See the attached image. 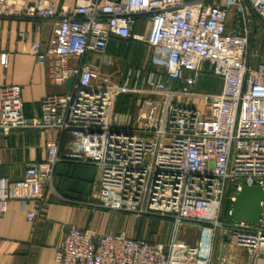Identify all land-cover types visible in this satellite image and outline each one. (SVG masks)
<instances>
[{
  "label": "built area",
  "instance_id": "1",
  "mask_svg": "<svg viewBox=\"0 0 264 264\" xmlns=\"http://www.w3.org/2000/svg\"><path fill=\"white\" fill-rule=\"evenodd\" d=\"M0 18L53 23L45 47L25 31L17 40L30 44L49 82L64 88L45 95L39 113L27 117L21 87L0 86V135L46 133L44 158L26 161L17 180L0 176V216L12 200L44 201L57 163L90 164L97 169L95 206L168 219L174 237L163 244L69 228L56 262L214 264L219 249L220 264H264V53L258 59L252 49L259 27L264 33V0H88L72 10L0 0ZM110 37L149 50L145 65L126 66L113 85L86 59L97 53L107 64ZM205 75L218 88L197 91ZM120 95L143 108L132 120L116 111ZM243 185L262 188L257 224L225 221ZM182 224L199 229L195 244L178 242Z\"/></svg>",
  "mask_w": 264,
  "mask_h": 264
},
{
  "label": "crops",
  "instance_id": "2",
  "mask_svg": "<svg viewBox=\"0 0 264 264\" xmlns=\"http://www.w3.org/2000/svg\"><path fill=\"white\" fill-rule=\"evenodd\" d=\"M29 1L51 3L56 10L61 7L72 10L88 0ZM206 1L216 4L226 0ZM233 19L234 14L231 13L228 29L233 27ZM52 26L53 23L46 20L0 18V55L4 54L6 59L4 64L0 63V86L16 84L21 87L23 112L27 117L39 113L41 99L58 92L62 86L49 82L48 69L37 63L30 53L29 43L21 44L17 40V33L25 31L31 40L39 41L45 47L51 37ZM104 53L111 58H108L107 64H101L100 54L97 53H89L86 59L98 69L99 75H109L113 85L126 66L145 65L149 50L144 45L110 37ZM113 54H123L125 59L133 61L132 65L116 64L118 69L107 67L112 63ZM218 86L217 80L211 89ZM142 110L137 98L119 96L116 111L119 114L125 112L124 121L132 120ZM45 141L46 133L37 130H15L8 135H0V176L19 179L26 161L44 158ZM66 141L67 138L63 144ZM62 150L63 147L60 152ZM96 175L97 169L93 165L60 162L54 167L52 184L46 191L44 201H10L6 212L0 216V264H60L55 261L54 255L64 232L69 228L130 234L129 215L133 214L105 210L95 206L91 200L96 189ZM31 211L36 216L30 221L27 215Z\"/></svg>",
  "mask_w": 264,
  "mask_h": 264
},
{
  "label": "rangeland",
  "instance_id": "3",
  "mask_svg": "<svg viewBox=\"0 0 264 264\" xmlns=\"http://www.w3.org/2000/svg\"><path fill=\"white\" fill-rule=\"evenodd\" d=\"M259 31L254 35V43L252 45L253 51L258 53V59H262L263 56V50H264V33L260 31V27L258 29ZM109 60L111 59L108 57ZM133 61L129 59H125L123 54H113L112 56V63L107 65L109 68H116L118 69L119 66H125V65H132ZM119 65L117 67V65ZM217 80L211 75H205L203 80H199V85L197 88V91L200 92H211L212 87L216 84ZM214 88L213 90H215ZM58 92H64V88H60ZM125 99V98H124ZM128 100V98H127ZM121 111V110H120ZM122 118H124L125 112L122 111L120 114ZM129 219L131 222L130 226V234L126 233L127 235L131 237H140L145 240L157 242V243H168L172 237H174V229L173 224L170 220L155 217V216H135V215H129ZM230 218L225 217V221H229ZM199 235V229L196 226L190 225V224H182L177 230V234L175 235L178 239V242L181 245H193L196 243ZM219 255L220 250L217 249L215 252V260L214 264H220L219 262ZM234 256L237 257L238 260L245 259L243 250L241 249H235L234 250ZM239 264H244L239 263Z\"/></svg>",
  "mask_w": 264,
  "mask_h": 264
},
{
  "label": "water",
  "instance_id": "4",
  "mask_svg": "<svg viewBox=\"0 0 264 264\" xmlns=\"http://www.w3.org/2000/svg\"><path fill=\"white\" fill-rule=\"evenodd\" d=\"M72 78L65 82V88H70ZM263 191L260 186L243 185L235 194L229 218L233 222H244L246 224H257L261 214V201Z\"/></svg>",
  "mask_w": 264,
  "mask_h": 264
},
{
  "label": "trees",
  "instance_id": "5",
  "mask_svg": "<svg viewBox=\"0 0 264 264\" xmlns=\"http://www.w3.org/2000/svg\"><path fill=\"white\" fill-rule=\"evenodd\" d=\"M128 96V95H127ZM132 98H134L133 96H131ZM117 102H118V99H117ZM116 106H117V103H116Z\"/></svg>",
  "mask_w": 264,
  "mask_h": 264
}]
</instances>
